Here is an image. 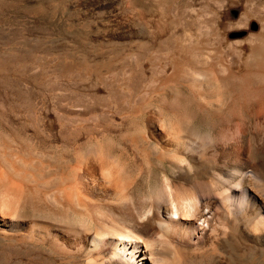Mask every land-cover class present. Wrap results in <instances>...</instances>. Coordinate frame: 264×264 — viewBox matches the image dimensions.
<instances>
[{
	"label": "bare ground",
	"instance_id": "bare-ground-1",
	"mask_svg": "<svg viewBox=\"0 0 264 264\" xmlns=\"http://www.w3.org/2000/svg\"><path fill=\"white\" fill-rule=\"evenodd\" d=\"M84 3L117 27L93 51L71 52L63 75L106 88L94 114L136 121L142 165L130 177L119 157L91 149L48 186L0 161L3 262L23 250L67 264H264V0ZM214 84L236 89L232 105ZM177 88L215 122L178 113L167 101ZM200 220L210 232L194 242L182 231Z\"/></svg>",
	"mask_w": 264,
	"mask_h": 264
},
{
	"label": "rangeland",
	"instance_id": "rangeland-1",
	"mask_svg": "<svg viewBox=\"0 0 264 264\" xmlns=\"http://www.w3.org/2000/svg\"><path fill=\"white\" fill-rule=\"evenodd\" d=\"M200 1L181 0L184 4ZM84 2L0 0V161L8 169L19 165L48 186L67 174L81 155H92L91 149L119 157L130 169V177H134L142 165L140 154L130 142L133 133L129 125L136 121L112 114H94L107 103L106 88L94 81L63 75V61L74 58L73 53L79 56L82 49L93 51L103 44L100 42L104 32L117 27L108 19L92 17ZM71 52L74 57H70ZM116 64L119 67L120 62ZM212 89L219 91L215 93L220 96L223 108L233 104L235 88L214 84ZM167 101L178 113L194 118L197 123L211 124L216 120V112L203 108L187 89L170 90ZM157 102L150 101V106ZM156 161V173L162 176L158 164L162 160L155 158ZM224 161L225 166L233 164L227 158ZM188 203L193 212L196 204L193 200ZM205 211L208 212V208ZM172 223V227H178ZM204 227L210 232L202 220L187 224L182 232L196 242L204 233ZM0 228H3L1 224ZM9 252L10 259L5 262L0 255V264L47 261L67 264L47 254L42 255V259H46L39 260L23 250Z\"/></svg>",
	"mask_w": 264,
	"mask_h": 264
}]
</instances>
